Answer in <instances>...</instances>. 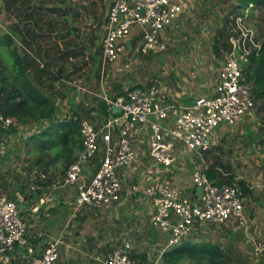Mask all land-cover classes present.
<instances>
[{
  "label": "built area",
  "instance_id": "obj_1",
  "mask_svg": "<svg viewBox=\"0 0 264 264\" xmlns=\"http://www.w3.org/2000/svg\"><path fill=\"white\" fill-rule=\"evenodd\" d=\"M183 4L184 0H110L99 41L100 71L127 55L133 42L140 55L166 50V30L180 18ZM251 6L249 3L244 10ZM231 15L233 32L227 37L229 47L211 92L183 102L166 98L163 88L154 83H135L115 95L99 94L107 111L99 125L88 118L78 120L80 148L62 178L52 184L54 188L75 187L67 203L73 212L85 206L108 209L120 204L123 180L137 178L130 193L134 191L135 198L144 203L149 224L165 239L164 249L180 244L202 222L233 221L245 228L247 220L236 178L232 183L211 180L207 166H194L190 176L193 188L200 190L198 196L195 192L185 195L173 179L176 167L191 160L192 154L201 157V152L218 143L219 133L236 125L254 108V82L245 66L261 42L245 25L247 13L234 11ZM124 66L127 68L128 63ZM71 85L76 86V82ZM113 107L120 111L112 112ZM12 127L21 130L23 124L0 113V135ZM27 127L29 131L22 138L40 128ZM38 187L31 183L28 190ZM26 192L15 190L9 197L0 184V264H11L17 249H24L26 264H55L62 255L61 246L66 250L71 246L59 234L35 250L27 238V222L19 215ZM45 201V197L40 198L30 211L36 213ZM247 241L256 261L264 260V240ZM132 247L130 239L122 237L106 256L91 258L99 264H147L132 255Z\"/></svg>",
  "mask_w": 264,
  "mask_h": 264
},
{
  "label": "rangeland",
  "instance_id": "obj_2",
  "mask_svg": "<svg viewBox=\"0 0 264 264\" xmlns=\"http://www.w3.org/2000/svg\"><path fill=\"white\" fill-rule=\"evenodd\" d=\"M38 1L40 2V0ZM60 1L65 2V6L69 7V11H67L69 14L65 24H62V21L60 22V30L57 36H65V30L69 29L72 40L77 41L82 38L84 41L85 36L89 39L87 43L80 44L77 42L74 52L80 51L88 56L90 52L92 53V83L90 89L87 90L82 88L78 90L74 88L75 90H73L70 86L71 84L67 85L68 88L43 87L42 90L53 98L54 105L56 104V112L53 115L55 114L58 119L73 118L79 120L80 118H89L96 125L102 120L99 111L102 109L103 102L99 94L103 91L109 95H115L135 83H154L163 88V94L166 98L174 97L183 102H190L195 96L211 92L223 62L224 54L229 47L227 37L233 32L231 13L234 12L235 6L238 4V0H184V10L180 18L178 17V20L174 23L177 27L175 29L171 28L173 30L172 33H168V30H171L170 28L166 30L168 35L165 36L167 38L166 50L149 55H140L136 52V46L133 43L132 49L127 55L122 56L118 62L105 65L104 71L101 72L100 48L97 41L104 32V16L108 7V0H75L70 6L69 3L72 0ZM0 5V31L6 32L11 25L10 15L7 10H4V1ZM48 11L49 8L46 9L45 7L43 9L44 15ZM55 12L61 14L64 10L56 8ZM242 12L247 13L245 25L254 31L257 42H261L264 39V6L259 5L253 11L249 9ZM41 20L44 26L50 22L46 16H43ZM11 21L12 29L17 30L18 25L14 22L15 19L12 18ZM219 29H223V35L226 40L225 38H218L219 41L221 40L220 42L218 41V48L213 49L215 40L218 37L216 33ZM132 31L130 30V32ZM14 42L19 50L18 39ZM225 42L227 43V48L224 46ZM0 51L4 53L5 61L10 66L13 62L12 56L3 46ZM127 63L128 66L124 69L123 66ZM91 64L89 63L90 67ZM76 86H81V82L79 84L76 81ZM74 91L75 93L73 94L72 92ZM77 91H80L81 96L88 94V91L90 92V107L87 109L74 107V96L79 94ZM256 102L257 100H255L254 108L248 116L246 115L236 125L223 130L218 143L211 149L201 152V157L192 154L190 161L186 160L183 162V166L189 169L187 171L189 177L190 171H192L191 169L194 166L204 168L214 165L221 174L222 179H226L230 175L239 174L248 180L250 172L255 170L257 173L259 172L260 166L256 165V161L262 160L259 156L260 153L264 155V148L258 149L257 145L261 142L264 143V109L262 108L263 103L257 106ZM256 109L260 111L258 112ZM252 113L258 114L257 119H252ZM44 118L38 117L23 123L21 130L16 129L15 134L4 135L3 133L0 135V184L9 197L13 196L15 190L26 189L27 184L40 185L43 182L46 188V197H52L58 191L63 196L59 203L57 200L54 201V204H52L53 201H47L49 204L46 209L51 207L48 209V216L41 212L40 216L30 219L29 214L25 213L26 207L20 209L19 215L22 216L24 214V217L28 218L27 220L22 216L26 220L27 225L29 224V234H31L29 237H32L31 243L35 246L39 245L34 240L41 241L40 236H38L40 232L42 233L41 237L44 239V243L40 244L41 246L46 244L45 238L51 239V237H55L64 231L66 234L71 231V238L75 241L80 240L83 235L88 238L91 234L88 230L86 231V227L91 224L90 227L97 225L105 229L104 242L107 246H110L109 236L115 235V228L118 226L119 236L115 238L118 241L122 237L129 238L133 246L132 250L135 253L144 252L148 264H168L163 262L161 258V252L164 251L165 246L164 237L158 233L156 228L149 224L148 217L141 218L134 214V210L140 207V202H135L133 198V200L129 199L130 202H124L119 207H115L117 209L114 213H111L117 217L109 216L108 220L104 216L108 210L107 208L100 212L103 215L99 214V210L97 211V216L94 215L92 217V219L97 218L95 222L87 220L82 214L76 217L71 215V208L67 203L70 204V196L75 193V187L54 188L52 186L53 183L62 178L69 162H65L61 156H54V152L51 150L37 154L32 144L29 146L25 143L30 134L22 138L29 131L28 125L40 127L43 125ZM16 123L20 124L17 121ZM229 129L234 131L229 133ZM218 137L219 135H217ZM263 143L260 145H263ZM31 148L33 152L30 151ZM40 175L45 177L41 178ZM45 178H47V182H45ZM137 182V178L128 181L125 188H123V194L129 195L130 191H132V186ZM22 183L24 187L21 186ZM132 193L134 194V191ZM27 198H29L28 195ZM63 201L66 203H63ZM58 208H60L59 211ZM113 209L111 211H114ZM57 211L58 213H56ZM107 213L109 214L110 212ZM73 224H76V227H73ZM211 226L213 224L208 222L200 223L198 232L190 234L181 243L185 241L193 243L204 241L205 238L198 235L200 234L199 231L201 232ZM73 228L76 229L75 233L72 230ZM242 235L243 237L240 239H244L245 235ZM112 242L115 243L117 241L112 239ZM223 246L226 248L224 250L226 264H262V261H256L250 245L244 247L246 254L238 250L234 256L228 255L226 243ZM84 252L85 254H82L83 262L80 264H92L87 262V260L91 257L89 254L94 252V249L88 248V251ZM238 253L240 256H238ZM66 257L64 256L61 259L62 261L57 264H68L73 258L72 256L66 260ZM78 258L79 256L77 255L75 259L78 260ZM181 261L186 262L187 258H182L179 262Z\"/></svg>",
  "mask_w": 264,
  "mask_h": 264
},
{
  "label": "crops",
  "instance_id": "obj_3",
  "mask_svg": "<svg viewBox=\"0 0 264 264\" xmlns=\"http://www.w3.org/2000/svg\"><path fill=\"white\" fill-rule=\"evenodd\" d=\"M3 1H4V10L8 11L10 15V23H11L9 30L6 32H8L15 41L18 39L20 46L19 53L23 56L25 69L27 73L33 74L34 80H35V76L38 77L40 83L42 82V86L44 88L46 87L68 88L67 85H70L72 82L78 81L79 84L81 82L82 87L80 86V88L84 90L90 89L92 83V72H93V65L91 64L92 63L91 60L93 59L92 53L90 52L88 56L84 53H81L80 51L74 52L75 45L77 42L83 44V43H87L89 39L85 36L84 41L82 40V38H80L77 41L72 40L70 38L71 34L69 32V29L65 30L66 31L65 36H57L60 30V22L62 21V24H65L67 22V17L69 14L67 11H69V7L65 6L66 3L61 2L60 0H40V2L38 0H3ZM74 1L75 0H72V2L69 3V6ZM109 2L110 0H108V6H109ZM45 7L46 9L49 8V11L46 15H44L43 12V9ZM56 8L63 9L64 12L61 14L56 13L55 12ZM12 14H14V16H12ZM43 16H46L50 20V22L46 26H44L41 23L42 22L41 18H43ZM105 17H106V13L104 19ZM12 18L15 19L14 22L18 25V29H17L18 31L16 29H12V21H11ZM172 27L175 29L177 25L174 24ZM172 31H173L172 29L168 30V33H172ZM72 35L74 36V34ZM100 38L101 36L99 37L97 43H99ZM89 63L91 64V67L89 66ZM70 86L71 88H73V90L80 89L74 85H70ZM72 93L74 94L75 91ZM77 93L79 94L77 96H74V103H73L74 107H82L85 109L90 107L91 106L90 92L88 91V94L83 96L80 95V91H77ZM256 103L257 106L261 105V103H264V98L262 100H257ZM262 108L264 109V106H262ZM256 110L258 112L260 111L258 109ZM99 113L102 116V120H101L102 122L106 117V113H104L102 109H100ZM251 116L252 119H257L258 114L252 113ZM233 131L230 129L228 130L229 133ZM222 134L223 131L219 133V137H221ZM260 144L257 145V148L263 149L264 143L263 145ZM76 151L77 150H75V152ZM259 158H261L262 160L256 161V165L260 166L258 173L256 172V170L250 172L249 173L250 178L248 180L244 179V177L239 174L234 176V178L236 179L245 180L250 190L248 194L242 196L244 212L247 220L245 228L240 227L239 225H237L236 222L230 221L223 224H213V226H211L210 228L204 229L201 232L199 231L200 234H198L205 238L204 241L219 245L223 249V251L226 250L225 246H223L224 243H226L228 247L227 253L229 256L231 255L234 256L235 254H237L238 250H241L242 253L246 254V249H244V247L250 245V243H248L247 241L248 238H251L255 241L264 240V163H263L264 155L260 153ZM188 170L189 169H187L185 166L176 167L173 174L174 183L183 191L185 195H192L195 192L196 196H198V191L193 188V185L191 183V176L190 177L188 176L187 173ZM121 173L124 172L121 171ZM123 177L125 178L124 175ZM128 181H129L128 179L123 180V188H125ZM45 182H47V178H45ZM43 183H41L39 187L35 190H28L29 185L25 189L27 190L26 196L28 195L29 197V194H32L31 199L30 197L29 198L26 197L25 202L22 203L23 204L22 208L26 207L25 213L29 214V216L31 217L30 219H34V217L40 216L41 212L44 215L48 216V209L51 208L49 207L48 209H46V207L49 204L48 202L53 201L52 204H54V201L57 200V202L59 203L61 202L60 199L63 197L61 196L62 194L59 191L56 194H54L52 197L51 196L46 197V193H45L46 188L44 187L45 184ZM135 196L136 195L133 193H129V195L123 194L120 204L108 208V210L110 211L107 210V212L110 213L108 214L107 212H105L104 215L105 218L108 220L109 216L117 217L115 214H112L117 209L115 207H119V205L123 204L124 202H130L132 198L134 199L135 202H140V207L134 210V214H137V216L141 218L144 217L149 218L148 212L144 207V203H141V201L137 200ZM42 197H46L45 203L48 200L49 201L46 204L45 203L42 204L36 213H32L30 211V207L35 205ZM68 206L70 207V205ZM59 209L60 208H58V211ZM112 209L114 211H111ZM70 210L72 212L71 214L72 216L76 217L77 215L82 214L85 218H87V220H90L91 222L96 221L97 218L92 219V217L94 215L97 216L98 210H99V214L100 212L104 211V209L102 208H96L93 206H85L76 212H73L72 209ZM58 211L56 213H58ZM22 216L24 217V214H22ZM24 218L28 220V218L26 217ZM90 225L91 224L87 225L86 231L88 230L91 235H89L88 238L83 235V237H81L80 240L78 241H75L74 239L71 238V231H68L67 232L68 234H66L65 231L59 233L62 234L63 240L66 243H68L71 247L66 250L64 246H61L62 255L55 264H57L59 261H62L61 259H63L64 256H67L66 260L70 259L73 256V258L70 260L68 264H75V261H77L76 264H80L81 262H83L82 254H85L84 251H88V248L94 249V252L89 254L91 257L93 255L104 257L119 243V241L115 238L119 236L117 225H116L117 228H115L116 229V233H114L115 235L109 236L110 246H107V244L104 242L105 232H106L105 229H102V227H99L97 225H92V227H90ZM73 227H76V224H73ZM72 230L74 233L76 232L75 228H73ZM197 232H198V226L196 227L195 231L192 234H196ZM29 233H30L29 228L27 227V238L28 241L31 243L32 237H29L31 236V234ZM242 234L245 235L244 239H240L243 237ZM38 236H40L41 241H36V240L34 241L39 245L35 246L31 243L34 246L35 250H39L40 248H42L43 246L41 245L42 243H44V239L43 237H41L42 236L41 232L39 233ZM112 239H115V241L117 242L113 243ZM45 240L47 242L50 240V238L49 239L45 238ZM22 250L17 249L14 252L11 259V264L27 263L25 251L24 249ZM77 255L79 256L78 258L79 261L75 259ZM238 256H240L239 253ZM91 257L88 258L87 262H91L92 264H99L94 260H92ZM137 259L140 260V258ZM258 260L262 261V264H264L263 259H258Z\"/></svg>",
  "mask_w": 264,
  "mask_h": 264
},
{
  "label": "trees",
  "instance_id": "obj_4",
  "mask_svg": "<svg viewBox=\"0 0 264 264\" xmlns=\"http://www.w3.org/2000/svg\"><path fill=\"white\" fill-rule=\"evenodd\" d=\"M237 3L234 11L239 12H242L249 3H252L250 7L252 11L259 5L264 6V0H238ZM216 36L218 37L213 49L218 48V38H225L223 29L217 30ZM14 41L8 32L0 31V49L2 46L4 49L6 48L13 58V62L9 66L8 62L5 61L4 53L0 51V113L13 117L15 122L20 124L29 122L34 118L45 117L43 119V121H47L45 126L30 134L25 143L29 146L32 144L37 154L51 150L54 152V156H61L68 163L73 159L74 150L80 146L78 119H58L55 114L53 115L56 112V104L54 105L53 98L42 90V82L40 83L38 77L35 76L34 80L33 74L27 73L23 56L19 53ZM224 46L227 48L226 42ZM245 72L254 82L255 100H262L264 98V39L261 41L258 51L250 54ZM102 110L104 113L107 112L103 103ZM16 129V127H12L4 135L15 134ZM32 150L31 148L30 151ZM205 171L211 180L234 182V176L231 175L222 179L214 165H210ZM235 182L240 187L242 196L250 192L245 180L237 179ZM21 186L24 187L23 183ZM20 190L24 191L25 189ZM29 197L31 199L32 194H29ZM132 255L147 263L145 253L132 252ZM161 258L163 262L168 264H226V255L223 249L217 244L206 241L196 243L185 241L164 250ZM182 258H187V261L179 262Z\"/></svg>",
  "mask_w": 264,
  "mask_h": 264
},
{
  "label": "water",
  "instance_id": "obj_5",
  "mask_svg": "<svg viewBox=\"0 0 264 264\" xmlns=\"http://www.w3.org/2000/svg\"><path fill=\"white\" fill-rule=\"evenodd\" d=\"M120 111V109L118 108V107H113L112 108V112H114V113H118ZM197 191H198V193L200 192V190L199 189H197ZM23 207V204L21 203L20 204V209Z\"/></svg>",
  "mask_w": 264,
  "mask_h": 264
}]
</instances>
